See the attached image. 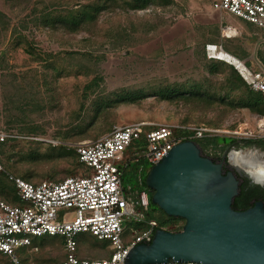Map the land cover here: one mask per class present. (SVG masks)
<instances>
[{
	"label": "rangeland",
	"instance_id": "374dc122",
	"mask_svg": "<svg viewBox=\"0 0 264 264\" xmlns=\"http://www.w3.org/2000/svg\"><path fill=\"white\" fill-rule=\"evenodd\" d=\"M213 1L150 0L143 9L132 10L109 0H0V130L16 136L0 146L3 173L31 183L79 175L74 144L134 123L219 131L201 140H244L234 137V131L258 134L264 116L238 107L242 91L231 92L236 70L209 64L203 46L220 42L245 50L249 70L264 76L257 58L264 54V31L229 16L226 23L242 31L221 40V15L212 10ZM80 6L98 7L99 13L75 30L60 23ZM236 74L247 85L245 72ZM170 87L187 90L188 96L161 99L158 92ZM196 87L212 96L189 97L188 89ZM128 95L141 99L128 102ZM200 149L205 155L221 152L211 145ZM239 149L264 154V143ZM134 171L130 163L124 186L135 184ZM4 193L0 201L13 203L12 194ZM183 224L165 229L174 232ZM77 240L80 257L95 260L110 253L106 242L88 234ZM32 247L38 250L31 252ZM15 255L21 264H60L62 238H32V246ZM0 264L9 260L0 257Z\"/></svg>",
	"mask_w": 264,
	"mask_h": 264
},
{
	"label": "built area",
	"instance_id": "2783aa9c",
	"mask_svg": "<svg viewBox=\"0 0 264 264\" xmlns=\"http://www.w3.org/2000/svg\"><path fill=\"white\" fill-rule=\"evenodd\" d=\"M211 8L264 31V0H214ZM231 29L235 28L222 25L221 38L231 39L240 34ZM221 51L218 45L205 46L208 59H213L209 53ZM241 64L247 86L264 97V76ZM263 122L264 118L258 120V134H232L244 140L264 139ZM211 133L219 131L204 126L151 127L146 123L115 126L95 141L72 146L82 167L79 175L31 183L7 173L19 204L0 201V255L7 257L10 264H21L15 251L32 246V238L59 237L64 252L60 264H123L131 248L141 241L150 243L154 229L166 230L148 216V192L141 189L143 175L176 144L201 140ZM15 138L14 133L0 130V144ZM130 163L135 165V184L124 186L123 176ZM0 172H4L1 154ZM68 214L72 215L70 220L66 219ZM79 234L106 242L109 255L95 260L80 257Z\"/></svg>",
	"mask_w": 264,
	"mask_h": 264
},
{
	"label": "water",
	"instance_id": "95a60500",
	"mask_svg": "<svg viewBox=\"0 0 264 264\" xmlns=\"http://www.w3.org/2000/svg\"><path fill=\"white\" fill-rule=\"evenodd\" d=\"M144 178L150 203L184 224L177 232L154 229L150 243L131 248L123 264H264L263 203L232 209L235 174H223L194 141L173 146Z\"/></svg>",
	"mask_w": 264,
	"mask_h": 264
},
{
	"label": "trees",
	"instance_id": "16d2710c",
	"mask_svg": "<svg viewBox=\"0 0 264 264\" xmlns=\"http://www.w3.org/2000/svg\"><path fill=\"white\" fill-rule=\"evenodd\" d=\"M109 1H111V2L112 1L113 2L122 1L123 4L128 5L132 10H141L150 3V0H130V1H132V3L129 2L128 0H109ZM97 13H99L98 7L95 9H91L88 6H82V7L80 6L79 8L68 13L67 18L66 17L63 18L60 23L66 25L70 30L72 28H73V30H75V29H78L79 27H81L87 21L94 19L95 15ZM0 17H3V15L1 13H0ZM223 48H224V50L226 49L225 46H223ZM232 53L238 57H242V58L247 59V60L249 58V54L243 52V50L234 49L232 51ZM257 58L260 61V63L262 64V66L264 67V54L261 52V55L257 56ZM244 65L248 69H250V61H246ZM188 90H190L189 97H209V96H212V94L205 92L202 88L196 87V89L190 88ZM240 90L242 92H241V96L239 97L240 103L238 104V107H241L244 109H249L254 114L264 116V97L260 93L252 91L238 77H233V80H231V92H233V91L239 92ZM185 91H187V90L179 89L178 87L177 88H173V87L171 88L170 87L169 89L167 88L164 91L163 90L159 91L158 94L160 95L161 99H171L174 97H184L185 95L188 96ZM127 98L129 99V100L127 99L128 102L138 101L141 99L140 97H136L134 95H128ZM177 134H179V133H177ZM227 140H229V143H231V144H236L237 142H242L243 144L252 145V146L258 145L259 143H264V139L237 141V140H233V139H226L225 137H216L213 139H204V140H201L200 142H199V140H195V142L197 143V145H199L200 148L202 145H203V147L211 145L213 148L217 149V148H220V144H222L223 142H225ZM1 145H4V143L0 144V146ZM0 154H1V152H0ZM75 156H76V153H75ZM204 157H206V156H204ZM76 160H77V156H76ZM21 179H23V178H21ZM23 180H25V179H23ZM25 181H27V180H25ZM0 182L2 183V185L0 186V193L3 194L4 196H7V194L4 193V191L12 194L13 203H9V201L7 202L4 200H2V201L9 203V204H12V205H17L18 200H17L16 195H15L14 186L8 180L6 174L3 172H0ZM141 189L148 190L146 185H145V178L143 179V184H142ZM149 194L151 195L152 192H149ZM244 200H246V201L243 202ZM250 201H251V198L250 197L248 198L246 196L244 190H240L239 194L237 195V197L234 198V200L232 202V209H234L236 211H238V209H242V211H244L247 208H251L254 205V203H250ZM149 208H150V214L148 216L150 219H154L157 221L159 228H165L166 226L174 224L178 221H183L180 218H173V217L166 216L161 210H159L156 206H154L150 203V199H149ZM179 230H181V229H176L173 231L177 232ZM167 231H170V230L167 229ZM170 232H172V231H170ZM50 238H57V237H50ZM0 257H5V256L0 255ZM5 258L8 259L7 257H5ZM9 264H10V262H9Z\"/></svg>",
	"mask_w": 264,
	"mask_h": 264
},
{
	"label": "flooded vegetation",
	"instance_id": "af4514ba",
	"mask_svg": "<svg viewBox=\"0 0 264 264\" xmlns=\"http://www.w3.org/2000/svg\"><path fill=\"white\" fill-rule=\"evenodd\" d=\"M226 139H230L225 137ZM242 142H237L236 144L227 143L226 141L220 144L221 152H217L215 150L214 154L203 153L201 150V154L211 159L214 163L221 165V170L223 174L233 173L236 176L237 181L239 182V190H244L246 196L251 198L250 203L262 202L264 206V178L255 176L249 172H246L242 168H238L237 166L231 163V154L239 152L241 149L237 150V146H242ZM239 169V170H237ZM261 179V180H260ZM148 195L150 190H147ZM237 197V196H236ZM244 200L243 202H245ZM248 209V208H247ZM238 211H242V209H238Z\"/></svg>",
	"mask_w": 264,
	"mask_h": 264
},
{
	"label": "bare ground",
	"instance_id": "6f19581e",
	"mask_svg": "<svg viewBox=\"0 0 264 264\" xmlns=\"http://www.w3.org/2000/svg\"><path fill=\"white\" fill-rule=\"evenodd\" d=\"M231 32L236 33V32H238V30L237 29H231ZM209 54H210V56H209L210 58H213L216 60H222L223 62H226V63H233L234 62V61H232L233 59L230 57V55L228 56L223 51L212 52ZM240 65L242 66V69H243L241 71L244 73L245 72L244 67L242 64H240ZM231 66L235 70L240 71V69H237V67L234 66V64H231ZM263 155H264L263 153L256 151V150L247 151L244 153L236 152V153L231 154V163L233 165L237 166L238 168L244 169L246 172H249L255 176H259V177L264 178V158H263Z\"/></svg>",
	"mask_w": 264,
	"mask_h": 264
},
{
	"label": "crops",
	"instance_id": "0c3cea01",
	"mask_svg": "<svg viewBox=\"0 0 264 264\" xmlns=\"http://www.w3.org/2000/svg\"><path fill=\"white\" fill-rule=\"evenodd\" d=\"M219 13V12H218ZM220 15H221V19H220V26H219V28L222 26V25H230V26H232L233 28H235V29H237L238 30V32L240 33L242 30L240 29V28H236V27H234L233 25H231V23L229 24V23H226L228 20V18H229V16L228 15H224V14H222V13H219ZM231 19V18H230ZM229 19V20H230ZM220 39L221 40H229V39H223V38H221V36H220ZM206 45H218V46H220L221 47V49H222V51L224 52V53H226L228 56L230 55V57L233 59L232 61H234L233 63H226V62H224L225 64H227L228 66H231V64H234V66H236L237 67V69H240V72H242L241 70H243L242 69V66L240 65L241 63L240 62H242L243 64H245V62L246 61H249V58H248V60L247 59H244V58H242V57H238V56H236V55H234L233 53H232V51L234 50V49H231V45L230 44H228V43H225V44H223V43H220V42H217V43H215V42H207V43H205L204 44V46H203V51H204V53H205V46ZM223 46H225L226 47V51L224 50V48H223ZM243 52H245V53H247L248 54V52L247 51H245V50H243ZM207 60H210V62H209V64H214V62H219V63H223V61L222 60H216V59H208L207 58ZM238 63V64H237ZM216 64V63H215ZM237 64V65H236ZM261 64V63H260ZM262 65V64H261ZM232 67V66H231ZM251 69V68H250ZM235 71V70H234ZM237 71V70H236ZM236 71L233 73V76L234 77H238L239 79H241L240 78V76L239 75H237L236 74ZM259 70H257V72H258ZM256 72V71H255ZM242 80V79H241ZM242 82H243V80H242ZM244 83V82H243Z\"/></svg>",
	"mask_w": 264,
	"mask_h": 264
}]
</instances>
